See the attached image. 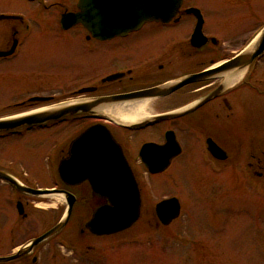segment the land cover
Wrapping results in <instances>:
<instances>
[{
  "label": "flooded vegetation",
  "instance_id": "1",
  "mask_svg": "<svg viewBox=\"0 0 264 264\" xmlns=\"http://www.w3.org/2000/svg\"><path fill=\"white\" fill-rule=\"evenodd\" d=\"M79 1L0 0V121L58 112L47 119L0 129V142H9L12 151L11 160L0 158V172L13 179L14 142H42L41 148L48 144L42 154L46 175L56 178L53 185L20 183L52 192H23L4 178L0 180L16 192L31 196L61 194L65 213L66 192L69 193L74 199L72 209L76 204L89 209L88 217L80 220L78 233L107 240L109 236L123 234L140 218L143 192H147L146 187L152 188L148 178L165 175L168 170L187 183L191 174L196 173L199 178L217 175L221 186L226 187L227 176L237 173L243 185L258 188L255 178L264 174V49L252 59L242 57L252 51L264 29V12L258 13L259 8L253 6L259 0H181L177 12L168 21L148 20L137 29L109 38L95 36L78 21ZM232 1L240 3L233 6ZM222 18L228 22H221ZM140 92L151 95L109 101L112 96ZM78 105L86 110L74 109ZM115 105H138L142 115L130 122L120 121L105 111ZM68 123L81 126L69 141L62 131ZM95 124L104 125L118 144L140 199L136 219L115 232L97 233L91 226L94 212L99 207L112 205L109 196L94 190L88 179L69 183L59 171L61 162L70 154L72 140ZM149 143L159 145L160 149L142 151ZM144 157L155 166H162L164 158H168V163L152 171ZM170 197L176 196H165L154 202L155 224L160 228L182 226L187 231H169L171 238L159 232L162 237L158 239L179 237L187 242H179L181 246L172 248L162 247L163 243L155 246L159 257L168 260L165 264H184L180 260L184 261L186 256L192 261L187 264H199L193 261L196 257L199 260L203 257L200 264H225L224 261L239 264L243 255H250L252 261L258 260L249 264H264V237L260 236L263 232L255 226L264 214L259 216L252 209L246 210L252 228L248 236L252 247L249 253L242 254L241 250L224 249L225 235L233 233L224 225L227 217L224 214L191 216L179 226L182 203L176 197L179 214L164 221L156 213V204ZM26 205L27 202L15 200L14 229L26 218ZM71 213L60 229L14 258V264H38L41 256L37 246L48 243L55 235H58L54 241L57 246L69 247L71 253L76 251L78 264H109L67 243L61 229ZM64 216L18 246L12 254L47 232ZM189 225L194 229L188 228ZM229 226L236 224L229 222ZM202 228L206 231H199ZM196 234L203 236L193 239ZM124 240L134 242L125 237L118 242ZM86 246V250L92 248ZM47 248L46 251L51 246ZM28 255L29 263L17 261ZM60 258L53 252L46 256L45 263L64 264Z\"/></svg>",
  "mask_w": 264,
  "mask_h": 264
},
{
  "label": "rangeland",
  "instance_id": "2",
  "mask_svg": "<svg viewBox=\"0 0 264 264\" xmlns=\"http://www.w3.org/2000/svg\"><path fill=\"white\" fill-rule=\"evenodd\" d=\"M239 3L240 2L232 1L233 6L239 5ZM224 5L225 4H217V6L221 7ZM253 6L259 8L257 9L258 13L264 12V0L253 3ZM221 22L227 23L228 21L222 18ZM80 128L81 126L68 123L67 127L62 130L65 133V135H63L66 136L65 138L69 141ZM55 131L58 133L59 129L57 128ZM129 135L133 136L132 133ZM50 138V142L52 143L54 137L51 136ZM43 145L42 142L36 144L14 142V177L19 182L31 185L37 184L40 187H49L53 185L56 178L49 177L48 174L46 175L44 156L42 154L48 144H46V148H41ZM31 157H33V159L35 157V159L31 161ZM0 158L12 159V151L9 142H0ZM167 172H169V170ZM167 172L165 175L163 174L159 177L148 178V182L150 181L152 188L146 187L147 192H143L140 218L133 226L127 228L123 234L109 236V240H107L108 238L106 237L94 239L86 234L78 233L80 220L83 221L88 217L89 209L83 207L82 204H76L72 209L67 224L61 229L63 235L67 239V243L76 246L75 249L77 251H87L89 254L97 255L100 261L106 260L109 264H165L168 260L164 259V257H159L157 252L154 251L155 246H161L163 243L162 247L172 248L180 245L179 242L186 243L187 240L180 239L179 237H176L175 240L166 238L158 239V237L166 235L171 238L168 232L173 230L187 231V228H183L182 226L179 227L181 225L180 222L188 220L191 216L195 217L198 215L199 217V215L202 216L203 214L221 213L227 216L224 220V225L228 226L227 230L231 229L233 232L225 235L227 243H225L224 249L226 251L232 249L241 250L239 252L242 254L249 253L248 249L251 248L252 245L251 242H249L248 236L252 228L249 225L250 220L248 221V217L246 218V215L249 214L246 210L252 209L255 213H258L259 216L264 214V174L256 176L255 179L259 187L251 189L250 186L246 187L242 184L243 181L241 176L237 173L227 176V182L232 185L227 183L226 187V185L221 186V179L217 175H210L209 178H199L198 174H191L188 175V182L190 183H187V180L184 178H176V175ZM233 177H235L236 180L233 179ZM171 195H175L180 200V203H182V217L178 219L180 223L178 226L179 229L173 227H157L155 219H153V215L155 214L154 202L159 198ZM16 199H20L24 203L27 202L25 207L27 216L25 219H22L20 225L14 229V225L16 224L14 223V217L16 216L14 204ZM220 203L223 206H218ZM65 208L66 205L61 194L31 196L16 192L9 184L0 180V256H7L14 253L18 246L25 244L48 226L53 225L62 215H65ZM18 220L21 221L20 218H18ZM263 220L264 218L259 219V222L255 226L258 227L259 232H263L260 236L264 237ZM229 222L236 224V226H232L231 228ZM188 228L191 230L194 229L191 225H189ZM199 231L206 230L202 228L199 229ZM159 232L163 234L161 235ZM149 236H152V238H147ZM202 236H200V234L197 236L196 234L193 239ZM57 237L58 235H55L48 243L37 246L41 256L38 264H46V256L51 255L53 252L59 254L61 262L64 264H78V261L75 259L77 257L76 251L74 250L75 252L71 253L69 247L60 248L57 246V244L54 243ZM122 237L131 239L134 242L125 240L118 242ZM86 244L91 245L92 248L86 250ZM47 246H51L48 251H46L48 249ZM46 253L47 255L45 256ZM249 256L243 255V258L239 259V264H249L250 262L258 261L257 259L252 261ZM158 258L159 260L156 261ZM184 259V261L180 260L184 264L192 262L191 258H187V256L184 257ZM202 259L203 257L200 260L196 257L193 261L200 264L203 263ZM29 260L30 255L22 257L17 261L20 263H29ZM17 261L15 263H17ZM180 261L177 260V263H180ZM171 262L174 261L172 260ZM224 263H229V261H224ZM0 264H14V260L0 262Z\"/></svg>",
  "mask_w": 264,
  "mask_h": 264
},
{
  "label": "water",
  "instance_id": "3",
  "mask_svg": "<svg viewBox=\"0 0 264 264\" xmlns=\"http://www.w3.org/2000/svg\"><path fill=\"white\" fill-rule=\"evenodd\" d=\"M180 3L181 0H80V11L76 16L78 21L82 22L92 34L99 38H109L137 29L148 20L168 21L177 12ZM258 39L252 51L246 57L245 55L242 57L243 60L252 59L262 52L264 49V29ZM148 95H151V93L140 92L130 95H117L110 97L109 101H123L132 97ZM74 109L86 110L82 105L75 106ZM57 114L58 112L53 115ZM53 115L41 112L3 120L0 121V129L15 128L24 123L50 118ZM159 149L160 146L154 143L142 147V151H158ZM69 152L68 158L63 160L59 166L61 177L69 183L88 179L94 190L108 195L112 203L111 206L99 207L94 212L91 221L92 229L97 233L115 232L130 225L139 214L138 189L130 168L108 129L101 124L87 127L72 140ZM143 160L146 161L152 171L159 170L168 163V158L163 159L162 166H155L145 157ZM0 177L23 192L34 194L52 192V190H40L24 186L16 178L13 179L2 172H0ZM66 196L68 207L64 218L47 232L33 239L17 253L0 256V262L18 257L21 253L27 252L33 245L60 229L68 219L74 201L69 193L66 192ZM155 210L164 221H167L179 214L180 206L176 197H170L158 202Z\"/></svg>",
  "mask_w": 264,
  "mask_h": 264
},
{
  "label": "bare ground",
  "instance_id": "4",
  "mask_svg": "<svg viewBox=\"0 0 264 264\" xmlns=\"http://www.w3.org/2000/svg\"><path fill=\"white\" fill-rule=\"evenodd\" d=\"M106 112L113 114L115 118H118L123 122H130L136 120L142 115L141 107L134 105L132 107H124L122 105H115L113 107L105 109Z\"/></svg>",
  "mask_w": 264,
  "mask_h": 264
}]
</instances>
